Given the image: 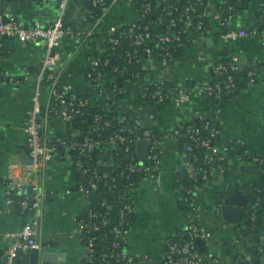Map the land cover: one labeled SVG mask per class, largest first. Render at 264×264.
<instances>
[{
  "label": "crops",
  "instance_id": "crops-1",
  "mask_svg": "<svg viewBox=\"0 0 264 264\" xmlns=\"http://www.w3.org/2000/svg\"><path fill=\"white\" fill-rule=\"evenodd\" d=\"M217 2L218 0H208L212 9ZM58 3L59 0H0V11L8 6L23 24L36 20L47 24L57 15ZM241 8L237 13L236 23L249 28L256 22L255 4L243 5ZM86 13L87 6L83 2L70 0L66 22L82 26ZM137 19L136 2L119 0L104 13L93 38L83 41L64 37L58 46L62 81L76 93L92 94L94 88L85 75L88 56H98L100 49L106 46L110 26L119 28ZM166 20L167 16L162 15L155 24L159 25ZM232 49L247 64L264 55L257 35H247L227 43L218 37L212 27L192 45L185 46L173 63L142 60V79H164L174 84L186 85L192 88V92L184 100L172 97L156 111L153 128L161 139L159 176L143 178L137 174L134 180L136 184L131 197L135 204V218L126 243L128 256L132 260L128 264H161L166 254L167 239L185 230L191 221L211 233L209 238L203 239L202 245L198 244L204 254L214 253L216 258L210 259L208 264H222L223 261L227 264L237 263L240 257L245 264H264V225L255 234L242 232L239 230L240 220L235 222L219 217L214 206L220 194L225 198L238 185L249 194L247 204L241 207L240 219L243 214L251 211L255 203L249 184L257 174L259 162L264 160V62L256 63L259 74L254 87L242 89L238 94L224 98L217 108L197 90L213 63ZM44 52L41 41L24 42L10 37L5 39L0 53V70L3 74L0 79V256L15 239V235L5 236L4 233L18 231L25 220L23 214L16 213L7 206L4 183L12 152H19L20 159L25 163L31 160L23 125L33 103L35 83L34 77L27 74L26 70L34 72L39 68ZM138 83L139 80L136 83L125 80L119 111L129 121L137 119L145 123L151 119L152 107L131 93L138 87ZM45 94L43 90L42 100ZM202 116L218 119L221 127L217 139L219 145L239 138L244 142L238 146L246 148L243 153L227 158L222 168H216L201 183H195L196 200L189 201L184 198L182 189L184 181L189 177L187 156L179 139L171 133L177 124L182 129L191 118ZM47 129L52 133L69 131L68 124L58 119L51 120ZM103 158L108 160L109 156L104 154ZM247 165H256V168L248 170ZM39 185L44 196L38 237L46 243V248H51L48 251L49 260L52 264H81L85 259L82 252L83 238L76 229L75 217L85 211L87 199L77 188L72 161L68 157L49 160L39 174ZM43 254L47 264L48 259ZM19 264H22L21 256Z\"/></svg>",
  "mask_w": 264,
  "mask_h": 264
},
{
  "label": "built area",
  "instance_id": "built-area-1",
  "mask_svg": "<svg viewBox=\"0 0 264 264\" xmlns=\"http://www.w3.org/2000/svg\"><path fill=\"white\" fill-rule=\"evenodd\" d=\"M80 1L104 5V10L94 22H87L82 26H75L66 22L65 17L70 0H59L58 13L47 24L39 20L23 24L8 6L0 11V53L5 39L10 37L24 42L41 41L45 49L39 68L34 72L26 70L27 74L34 77L35 83L33 103L23 125L31 161L25 163L20 159L19 152H12L4 183L7 206L12 208V205L17 201L25 220L18 231L4 233L5 236L15 235V239L4 249L0 256V264H17L19 248L37 249L39 253L36 264H46L43 254L46 243L41 237H38V225L41 219L44 196L39 185V174L52 158L68 157L72 161L73 168L77 169L82 176V178L76 179L77 188L87 199L85 208L87 215L75 217L76 229L83 238L82 252L85 259L81 264H119L117 262L119 257L126 260L125 264L132 260L128 256L126 247L117 251L115 249L106 251L104 248L100 250L97 248L96 240L101 238L95 232L110 222L106 217L99 218L98 213L88 207L90 190L96 188L102 178H109V171L101 170L99 165L114 163V154L118 152L117 150L114 152V150L124 145V150L128 152L131 159L127 165L129 174L135 172L142 174L143 178H157L159 176L161 139L153 128L156 110L151 108L149 122L141 123L137 119L127 120L125 115L119 111L124 94V85L122 86L119 81L115 80L116 75H118L116 73H125L127 68L116 65L109 71L106 69L111 55L108 50L109 45L118 41L116 37L118 26L109 27L108 45L106 44L100 49V54L98 56L89 55L87 58L85 75L94 88L92 94L76 93L70 85L62 81V70L61 66L58 65L60 59L58 46L62 39L69 37L84 41L93 38L104 13L119 0H109L108 3V0ZM133 1L137 3L138 0ZM161 1L163 2L162 9L165 12L156 21L159 22L162 15L167 16V20L163 24L168 29L170 28L169 32L158 33L149 39L143 32L137 31L135 23H128V28L123 30L121 35L127 37L133 46L131 51L126 50L129 62L138 61L140 57H143L149 62L158 60L164 64H170L174 61V54L170 51V46L173 42L181 40L182 34L185 35L188 42L194 43L199 37L209 32L212 27L215 28L218 37L227 43L247 35H257L264 51V0H250V4H255L256 22L249 28L236 23L237 13L240 11V6L238 8L237 3L239 2L240 5L242 0H218L213 9L209 6L208 0H189L183 5L179 17L172 16L176 3H169L167 0ZM137 8L138 16L139 13L145 15L152 10L153 5L150 1H145L141 2ZM180 21L182 24L179 26V31L172 30ZM144 27L146 28L147 25L145 24ZM152 41H156V43L151 45L150 42ZM113 47L114 45H112ZM227 55L229 56L228 60L223 61L222 57L218 58L210 69L212 74L220 75L222 79L212 80L213 76L208 74L197 86L200 93L211 97L216 108L226 97L225 95L234 96L237 91L235 73L240 68L238 63L240 54L232 49L228 50ZM260 62H264V55L248 64L251 67L248 69L250 77L248 87L252 88L255 84L256 72L252 66ZM0 73H2L1 70ZM142 78L140 73L136 72L133 73V77H127L125 80H132L135 83L139 80L138 87L131 93L149 104L153 102L154 107L169 101L174 96L184 100L192 92V88H188L186 85H165L160 78ZM44 84L46 85L44 86ZM43 90L46 92L44 100H42ZM89 104L103 106L105 109L103 112H95L91 115V129L83 133L80 127L73 125V120L77 115L85 114V107ZM111 106L119 111L115 117L108 116ZM114 118H117L118 126L116 129H111ZM53 119L67 123L68 133L48 132V124ZM82 119L84 121V118ZM211 120L214 121L206 125L210 132L208 136H201L200 129L194 125L187 127V134L193 142L184 141L182 150L187 156V167L191 178L196 176L199 171L202 177L206 178L216 168H222V163H218L216 166L211 165L202 170L196 167L192 160V157L195 156L196 147L204 148L206 159L209 161L214 156L223 159L234 151L236 145L244 142L243 139L239 138L222 146L217 143V140L213 142V136L220 134L221 127L219 123L215 122L216 117ZM171 134L176 135L181 140L180 124L175 126ZM140 139H145L148 144L145 159L138 158L135 154V147ZM93 153L96 161L92 164L89 159L93 157ZM104 154L109 156L108 160L103 158ZM195 183L192 182L182 188L186 200H196L194 195L197 185ZM113 184L115 185V182ZM133 188L132 182L127 183L120 194V199L123 202L119 210V219L111 230L116 238L113 243L114 248L121 247L119 243L126 244L129 239L130 228L134 221L130 217L135 212V204L131 197ZM14 192L22 194V197L16 200L13 196ZM102 203H105V200ZM254 203L253 206L256 208L258 202L254 200ZM254 217L252 215V218ZM176 235H179L176 240L173 238L174 236L167 239L166 254L161 264H208L210 259L216 258L213 252L204 254L199 249L198 239L209 238L211 233L202 229L195 221H191L185 230ZM260 250L263 252L262 247ZM222 264L227 263L223 261ZM232 264H245V262L240 257L237 263Z\"/></svg>",
  "mask_w": 264,
  "mask_h": 264
},
{
  "label": "trees",
  "instance_id": "trees-1",
  "mask_svg": "<svg viewBox=\"0 0 264 264\" xmlns=\"http://www.w3.org/2000/svg\"><path fill=\"white\" fill-rule=\"evenodd\" d=\"M145 1H150L153 5V8L151 11H149L145 15H142L141 13H139L138 19L135 22H131L137 25V28H136L137 31L143 32L144 35L148 37L149 39H151L153 35H156L158 33L169 32L170 28L168 29V27L165 24L163 23L159 25L155 24L157 18L163 12H165L162 9L163 2L161 0H138L136 3L138 5L137 7L140 6L141 2H145ZM167 1L169 3L170 2L176 3L175 9H173L172 11V16L179 17L181 15L183 5L185 4V2L189 0H167ZM81 2H83L85 6H87L86 20L84 21V24L87 22H94L102 14L104 10V5L103 6L96 5L90 1H81ZM108 2L109 0L107 1V3ZM241 3L242 5H239V2L237 3L238 8L240 6L239 9H241L243 5H249L250 0H242ZM145 24L147 25L146 28L144 27ZM181 24H182V21H180L179 24L174 26L172 30L177 31ZM126 28H128L127 24L119 27L116 33V37L118 38V41L116 43H110L108 50L109 52H111V55L109 57L108 65L106 67L108 71L110 69H113V67L116 65L127 68V71L125 73H116L118 75H116L115 80L119 81L120 82L119 84H121L122 86L125 84V79L127 77H130V78L133 77V73L139 72L141 77L144 76V69L141 66L143 63L142 61L143 57H140L138 61L134 60L132 62H129L126 56V50L131 51L133 48V46L129 43V39L121 35V32L125 30ZM155 43L156 41L150 42L151 45H154ZM106 44L108 45V42ZM192 44L193 43H191V41L189 42L187 41V38L185 37L184 34H182L181 40H177L173 42L172 45L170 46V51L174 54V61L177 59V57L180 56L185 46L192 45ZM112 45H114L113 48H112ZM222 59L223 61H226L229 59L227 52L222 56ZM174 61H172L171 63H173ZM238 63H239L240 68L235 73V76H236L235 80L237 83L236 94H238L240 90L248 88L249 86L248 80L250 78L248 75V69L251 68L247 63L245 62L243 63L241 60ZM137 65H138V68H136ZM252 69L256 72L255 73V80H256L259 74V71L258 69H256V65L252 66ZM210 71H209V75L213 76L212 80L222 79V76L214 75ZM2 76L3 74L0 73V79L2 78ZM162 80L165 85H175L174 83H171L170 81H166L164 79ZM45 85L46 84H44V86ZM203 95L206 97V100L212 104L211 97L206 94H203ZM225 96L229 97L230 95H225ZM166 103H168V101H165L162 104L154 107L153 102H151L150 105L152 106L153 109L158 111ZM104 109L105 108L103 106L89 104L88 106L85 107V112H86L85 114L77 115L75 117V119L73 120V125L76 127H80L83 133L89 131L91 129L90 124L92 122L91 115L95 112H103ZM118 112H119L118 109H115L114 106H111L110 110L108 111L109 113L108 116L115 117L118 115ZM82 118H84V121ZM211 119L212 118L208 116H202L197 119L191 118L187 122V124H185L184 127L180 129V133L182 136H181V140L179 141H180L181 146L184 141L193 142L192 139L188 136L187 131H186L189 125H194L195 127H198L200 129L201 136H208L210 132L208 128L206 127V125L214 121ZM112 121H113V125L111 126V129H116L118 126L117 118H114ZM215 122L219 123L218 119L215 120ZM219 135H216V136L212 135L213 142H215L218 139ZM98 136L99 135L97 134V137ZM135 148H136L135 154L139 158L140 156L137 151V146ZM245 148H246L245 146L239 147L238 145H236L234 151H232L230 155L225 157L226 159L225 158L222 159V158H218L214 156L209 161H207L208 159H206L204 148L198 146L195 148V151H194L195 156L192 157V160H193L194 165L198 167L200 170H202L204 168H209L211 165L216 166L218 163H222L224 165L227 161V158H230L237 153H243L245 151ZM116 150L118 151L117 153L115 152ZM114 152H115L114 163L107 164V165H99L101 170L109 171V178H102L99 181L98 186L90 190L89 203H88V207L96 211L98 213L99 218L106 217L110 220L109 223L103 225L100 230L95 232V234L99 236V238H101V239L96 240L97 248L99 250L104 248L106 251H108L109 249H115V251H117V250H120L121 248L123 249L126 247V244H123V243L121 244V242L119 243L121 247H116V248L113 247V243L114 241H116V238L111 230L114 224L119 219V210L123 202L120 199V194L125 184L130 183V182H132L133 186H135L136 184V181L130 179V174L128 173V170H127V165L131 159L128 155V152L124 150V145L119 146L117 149L114 150ZM89 161L92 164L95 163L96 159H95L94 153H93V157L89 159ZM73 172H74V177H76V179L82 178L81 173L77 169L73 168ZM141 175L142 174H140V176ZM202 180H203V177L199 171V173H197L196 176H193L192 178L191 176H189L187 180L184 181V184L185 186H188L192 182L201 183ZM114 182H115V185L113 184ZM249 187H250L251 195L255 196L254 200H256L258 203H257L256 208L243 214L239 222L240 224L239 230H241L242 232H248V233L250 232L252 234H255L257 229L261 225H264V160L259 162L257 174L254 177V179L251 181V183L249 184ZM13 196L16 200H18L22 197V194L14 192ZM103 200H105V203H102ZM12 209L16 213L23 214L21 212V208L18 205L17 201H15V203L12 205ZM82 215L86 216L87 211L85 210ZM252 215H254L255 217L252 218ZM130 218L131 219L135 218V212L133 215H131ZM178 236L179 235H176L173 238L176 240L178 239ZM117 262L119 264H125L126 260L119 257L117 258Z\"/></svg>",
  "mask_w": 264,
  "mask_h": 264
},
{
  "label": "water",
  "instance_id": "water-1",
  "mask_svg": "<svg viewBox=\"0 0 264 264\" xmlns=\"http://www.w3.org/2000/svg\"><path fill=\"white\" fill-rule=\"evenodd\" d=\"M242 5V3H240ZM145 60V59H144ZM138 68V65L136 66ZM147 142L145 139H140L137 142V151L139 153V156L142 159H145L147 156ZM31 159V158H30ZM31 161V160H30ZM242 164V167H245V165ZM248 170H255L256 165H247ZM137 174L135 172H132L130 174V179L135 180ZM249 198V194L245 193L242 188H240L238 185L234 187V190L229 194V196L223 198L222 194L219 196V200L215 201L214 206L217 211V215L219 217H224L226 219L234 220L235 222H238L240 220L241 216V207L245 206L247 204V200ZM252 199H255V196H252ZM198 244L202 245L204 240L198 239ZM50 247H47L45 249V255L48 259L47 264H52L50 259V253L48 251L50 250ZM18 258L22 259V264H36V260L38 257V250L37 249H18ZM19 264V261L18 263ZM54 264V263H53Z\"/></svg>",
  "mask_w": 264,
  "mask_h": 264
}]
</instances>
